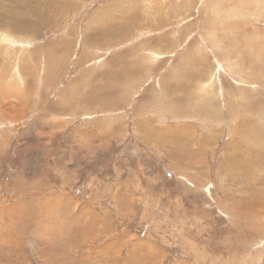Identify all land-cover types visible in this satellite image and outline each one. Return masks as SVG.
I'll return each instance as SVG.
<instances>
[{
    "label": "rangeland",
    "instance_id": "374dc122",
    "mask_svg": "<svg viewBox=\"0 0 264 264\" xmlns=\"http://www.w3.org/2000/svg\"><path fill=\"white\" fill-rule=\"evenodd\" d=\"M0 264H264V0H0Z\"/></svg>",
    "mask_w": 264,
    "mask_h": 264
}]
</instances>
